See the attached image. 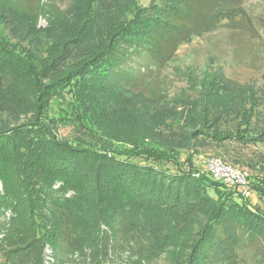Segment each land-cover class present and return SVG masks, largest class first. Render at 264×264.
<instances>
[{"label":"trees","instance_id":"obj_1","mask_svg":"<svg viewBox=\"0 0 264 264\" xmlns=\"http://www.w3.org/2000/svg\"><path fill=\"white\" fill-rule=\"evenodd\" d=\"M245 1L141 6L131 0L130 9L113 14L115 0H71L69 9L51 10L42 34L35 28L42 6L0 0V21L25 18L27 44L41 46L35 59L42 75L32 78V111L39 109V117L0 128L1 264H43L47 247V264H86L87 257L90 264H150L162 255L170 264H248L250 256L264 254V211L237 187L222 191V184L164 147L167 108H151L155 96L128 88L143 73L125 68L135 57L150 73L166 66L181 45L223 21L244 20ZM5 51L0 48V81L9 87L16 75ZM260 96L247 107L237 104L242 128H222L221 112L210 121L206 112L198 122L204 128L188 136L264 144L263 122L258 131L251 126L264 90ZM63 97L59 116H47ZM60 123L72 124L77 135L59 139L54 124ZM247 183V193L264 200V179ZM215 191L222 193L217 200ZM5 210L11 212L7 221Z\"/></svg>","mask_w":264,"mask_h":264},{"label":"rangeland","instance_id":"obj_2","mask_svg":"<svg viewBox=\"0 0 264 264\" xmlns=\"http://www.w3.org/2000/svg\"><path fill=\"white\" fill-rule=\"evenodd\" d=\"M23 1L30 8L37 4L42 6L43 13L35 23L36 30H40L42 34L48 29L47 20L51 18V10L63 11L71 5V0ZM137 1L139 5L146 6L155 0ZM114 3L111 10L113 14L127 11L132 5L131 0H115ZM242 8L246 16L244 20L239 19V22L233 24L223 21L215 31L181 45L176 57L166 66L150 73L139 65L141 59L135 57L125 68L143 73L141 76L137 74L139 80L135 81L134 87L128 88L142 91L146 97L155 96V101H150L151 108L160 104L167 108L166 125L161 127L164 147L179 153V160L187 162L199 174H208L214 181L222 184L219 187L222 191L237 187L241 191V197L247 196L252 206L264 211V200L247 193L248 178L264 179V144L250 145L247 140L241 141L242 144L235 141H223L219 144L212 138L196 139L188 136L195 129L204 128L198 126V122L203 121L206 112L209 113V121L215 115L214 111L221 112L222 128L228 123L232 124L233 129L238 125L242 128L243 123L235 118L237 104L243 103L247 107L255 97L262 101L260 93L264 90V0H246ZM26 23L25 18L13 15L7 21H0V48H5V53L12 60L8 64V70H13L17 76L12 78L9 87H6L4 81H0V128L20 126L31 120L33 115L39 117V109L38 113L32 111V78L35 74H38V79L42 76L41 64L37 65L35 59L41 55V46L32 42L27 44L25 32L21 29L22 25L23 28L26 27ZM34 64L37 66L34 67ZM49 81L44 80L46 83ZM220 81L222 88L218 95L213 89ZM58 100L57 103L50 104L47 116L56 118L59 111L64 109V102H60L64 101V97ZM262 122L264 124V105L258 102L256 115L251 118V126L255 124L254 129L258 131L263 126ZM54 125L55 134L61 140L69 141L77 135L72 124ZM165 168L175 171L172 165H165ZM221 195L217 191L212 193L214 200ZM10 216V210L2 211L5 221ZM2 237L3 234L0 233V240ZM44 253L43 264H47L51 262L50 249L45 248ZM255 260L258 264H264V254L261 257L257 254L255 258L250 256L248 264H255ZM88 261L87 257L86 264H90ZM1 263L3 260L0 258ZM150 264H170V258L167 261L162 255Z\"/></svg>","mask_w":264,"mask_h":264},{"label":"built area","instance_id":"obj_3","mask_svg":"<svg viewBox=\"0 0 264 264\" xmlns=\"http://www.w3.org/2000/svg\"><path fill=\"white\" fill-rule=\"evenodd\" d=\"M219 171V170H218ZM237 176V175H236ZM233 179V178H232ZM237 179V181H239V178H236ZM242 179V178H241Z\"/></svg>","mask_w":264,"mask_h":264}]
</instances>
